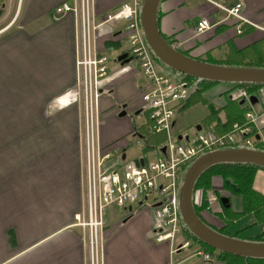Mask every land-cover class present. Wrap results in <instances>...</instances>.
<instances>
[{
    "label": "built area",
    "instance_id": "2783aa9c",
    "mask_svg": "<svg viewBox=\"0 0 264 264\" xmlns=\"http://www.w3.org/2000/svg\"><path fill=\"white\" fill-rule=\"evenodd\" d=\"M207 1L225 15L224 20L236 23L237 35L243 33L244 26L259 29L243 18L240 3L223 5ZM139 6L140 0H124L116 9L114 7L112 13L96 15L95 0H66L48 15L51 22L73 16L75 85L51 102L49 110L76 105L82 113L79 146L84 220L78 226L87 233V241L83 243L87 246L91 264H100L102 250L99 244L107 209L115 207L126 211L132 207L147 206L152 216V240L171 244L175 237L182 236L178 192L189 164L205 153L224 148L244 147L264 151V87L254 92L244 88L228 92V100L239 104L244 113L242 124H233L229 132L218 134L213 125L195 130L191 137L174 132L176 116L194 94L196 80L171 73L155 63L139 27ZM120 23L127 25L126 32L113 26ZM214 25L216 22L212 24L207 19H200L195 24V36L209 31ZM100 40L104 47L108 45L106 51L99 48ZM122 42L126 47L117 52L114 44L121 46ZM122 54L127 56L124 64L117 62V57ZM128 73L133 74L136 81L140 80L137 87L140 114L134 116L139 123L130 132L133 139L139 140L136 147L140 148V152L136 158L127 157L125 149L113 144H102L100 137L98 102L109 94L108 84ZM251 97L256 98L255 104L251 103ZM150 137H158L161 141L152 150L144 152ZM215 178H212V189L205 197L204 212L207 214L222 211L220 200L224 196L219 193L222 181H214ZM213 184L220 185L218 195ZM201 201L202 193L196 191L195 206L199 207ZM189 245L188 241H183L175 247L171 246V254ZM196 255L203 263L214 261L213 255L204 251Z\"/></svg>",
    "mask_w": 264,
    "mask_h": 264
},
{
    "label": "crops",
    "instance_id": "0c3cea01",
    "mask_svg": "<svg viewBox=\"0 0 264 264\" xmlns=\"http://www.w3.org/2000/svg\"><path fill=\"white\" fill-rule=\"evenodd\" d=\"M64 1L66 0H15L13 15L8 25L1 29V104L27 106L35 111L40 105L44 106L45 110L48 104L74 87L76 74L73 16L68 15L57 22H51L48 17L49 12ZM114 1L111 0V5L102 7L95 0V14L108 12L124 0ZM216 3L223 5L240 3L243 18L259 29L244 26L243 33L237 35L236 23L224 20L225 15L207 0H162L158 7V27L161 35L177 50L194 59L218 58L230 46L240 51L264 37V0H221ZM200 19H207L212 24L216 22V25L202 35L195 36V24ZM136 85L133 74L122 75L108 84L109 94L100 98V131L102 125L107 124L105 126L107 143L103 144H111L117 139L130 136L132 128L130 121L125 117L118 118L117 115L124 104L138 103L139 92ZM50 112L53 116L70 112L69 130L65 139H53L50 130L43 133L42 147L45 155L36 162V157L31 159L33 163L29 168L34 170V173L29 169L28 174L32 173L33 176L40 178L43 175L40 163L45 167L47 165L46 169L53 170L58 163L55 154L71 153L68 158L78 168V173L75 170L74 184L72 182L68 189L75 186L71 190L66 189L72 191L76 199H74L76 211L69 215L74 218L77 215L81 217L84 213V198L80 181V126H78L80 108L72 105ZM67 147L70 149H65ZM28 174L27 177L30 176ZM16 175L12 173L8 177L9 183L15 180ZM49 175L51 174H47L48 177ZM256 176L264 179V172L258 171ZM69 177L73 178L72 172L69 173ZM51 190L55 194L59 193L57 188ZM258 192L264 194V191ZM38 193L44 196L39 191ZM1 194V209L4 205L11 210L12 202L19 194L16 190L15 193L12 192L5 184H1ZM35 196L33 200H36ZM64 208L68 209L69 205ZM110 209L105 212L106 229L102 231L103 248L100 264H225L219 261L203 263L195 255L182 251L171 254L172 249L167 242H154L150 234L152 227L150 210L136 207L124 211L123 214H110L108 212ZM70 220L72 221L68 220L66 225L51 231L41 242L36 238L27 240L24 236H17L14 226L19 224L16 220H11L9 223L11 227L8 226L3 233L2 244L3 250L6 249L10 253L1 259L0 239V264H84L86 260L84 243L79 234L75 233L77 229L75 219ZM208 220L212 224L219 222L213 218ZM11 238L12 241L9 242Z\"/></svg>",
    "mask_w": 264,
    "mask_h": 264
},
{
    "label": "rangeland",
    "instance_id": "374dc122",
    "mask_svg": "<svg viewBox=\"0 0 264 264\" xmlns=\"http://www.w3.org/2000/svg\"><path fill=\"white\" fill-rule=\"evenodd\" d=\"M114 1V0H112ZM215 2H220L221 0H212ZM14 2L15 0H0V38H1V29L8 25L13 12H14ZM99 6L107 7L111 5V0H97ZM115 3V1H114ZM121 4L115 6V9L120 6ZM114 8L110 9L108 13H112ZM221 12V11H220ZM99 18V17H98ZM114 27L119 28L126 32V24H114ZM116 31V30H114ZM126 40V39H125ZM125 42V41H124ZM124 42L122 44L124 45ZM99 48L102 50H107L108 45L104 47L103 41L100 40ZM121 45L116 51H121L126 45ZM114 48V47H113ZM105 50V51H106ZM172 73V71H170ZM132 73V72H131ZM130 74V73H128ZM127 75V74H126ZM132 75V74H131ZM135 78V76H134ZM137 79V78H136ZM140 80L136 81V87H138V83ZM224 88L226 86H207V88L202 91V96L207 100V103L204 104L202 102H195L191 103L188 107L182 109L180 113L176 116V126L174 128V132L177 134H183L185 136L191 137L194 135L195 127L199 125L202 128L206 127L205 119L209 115V105L213 106L214 109H218L224 103H226V96L221 95L224 92ZM239 89V88H238ZM228 98V96H227ZM137 103V102H136ZM236 103V102H231ZM99 104V102H98ZM140 105V102H138ZM50 104H48L44 110V106H38L37 110L30 109L27 106H11V105H4L1 104V87H0V239H1V259L7 257L8 252L6 249L3 250V233L8 228L9 223L11 220H16L19 224L18 226L15 225L16 235L17 236H24L27 240L34 238L38 239L41 242L49 233L53 230L58 229L59 227L66 225L70 219H75V225L77 229L75 233L79 234L82 242L87 241V233L82 227H79V224L83 223V216L80 218L79 215L72 216L69 215L72 211H76V204H75V194L71 190L73 187L69 188L70 184L73 182L74 184V173L75 170L78 168L75 167L73 161L70 162L68 155H72L71 153H60L55 154V159L58 163L55 164V168L53 170H48L47 165L40 163V171L42 172V177H35L32 175L34 170H31L29 167L33 163L31 159L36 157V161L43 159L45 152L43 151L44 148V137L43 133L50 130V136L53 139H65L67 135V131L69 130V119L70 112L68 114H59L54 115L51 114L49 110ZM82 106V105H81ZM64 109V108H63ZM58 111V110H56ZM216 114V113H213ZM219 120H223V114L218 113ZM126 120L128 119L130 122L131 127L138 126V119L125 117ZM107 124L102 125V129L100 131V137L102 138L101 142L107 143V136L105 131V126ZM79 134L80 131L83 129L82 124V113L80 112L79 121ZM65 134V135H63ZM61 136V137H58ZM139 140L133 139L132 136H127L121 139H117L114 141L113 144L116 147L122 148L126 150L127 157L136 158L137 154L140 152V148L136 147ZM108 145V144H107ZM105 146V145H104ZM70 149V148H65ZM109 149H112L109 148ZM38 152V153H35ZM150 159V158H149ZM66 161H68L66 163ZM28 167V168H27ZM32 171L31 174H28L30 170ZM72 172L73 178L69 177V173ZM216 172V171H214ZM213 172V173H214ZM258 172V171H257ZM256 172V174H257ZM17 174L16 177L14 176V181H8V177L11 174ZM27 174L30 175L27 177ZM49 175V177L47 176ZM256 177L253 182V188L258 191H264V179ZM47 176V177H46ZM212 177L215 178L214 181L221 180L222 177L212 174ZM1 184H5L11 188V191L15 193V190L19 194L16 196V199L12 202V209H8L7 206L3 205L1 209ZM216 194L218 195V191L222 189L221 195L224 197L230 198L228 201V207L230 208L231 212L237 213L241 212V200L238 197L231 196L229 192L223 190V184L215 185L213 184ZM37 188V189H36ZM57 188L58 192L55 194L54 191L51 189ZM36 189V192L34 190ZM212 189L211 183L209 184L210 191ZM258 189V190H257ZM43 194L44 196L39 195L38 191ZM198 191V190H197ZM63 194V196H62ZM37 195V196H35ZM36 197V200H33V197ZM63 197V198H62ZM6 198H8V193L6 192ZM3 198V199H6ZM75 199V200H74ZM75 204V205H74ZM69 205V208L65 209L64 207ZM136 207H132V209ZM139 209H146L150 210L147 206L138 207ZM110 209V208H109ZM110 214H123L124 210L121 208H111L108 211ZM151 212V210H150ZM220 217H224V211L222 210L219 213ZM217 214H207L206 212H202L201 217L205 223L214 231L219 233L222 229L225 233L229 235H235L239 239L245 240H253L260 234L264 232V223L254 225V221L252 217H245L241 218L234 223L229 224V226L224 229L223 228V221L220 217L215 216ZM209 218L216 219L219 221L217 224L211 223ZM79 219V222L77 221ZM105 220L103 229L105 228ZM11 227V226H10ZM106 229V228H105ZM105 231V230H104ZM12 241V238L9 242ZM184 237L177 236L174 238L173 242L169 244V247L174 246L176 244L183 243ZM190 244L187 248L183 247L181 249L182 252H187V254L195 255V257L199 258L196 254L199 251H202L198 248V245H194L192 241H188ZM99 246H103V240L101 238ZM85 247V254L86 260L84 264H91L88 258V249L86 244ZM179 252V251H178ZM174 256H172L171 262H173ZM101 263V259H100Z\"/></svg>",
    "mask_w": 264,
    "mask_h": 264
},
{
    "label": "water",
    "instance_id": "95a60500",
    "mask_svg": "<svg viewBox=\"0 0 264 264\" xmlns=\"http://www.w3.org/2000/svg\"><path fill=\"white\" fill-rule=\"evenodd\" d=\"M161 0H141L138 12L139 27L151 54L172 73L196 80L193 93L201 81L221 84H254L264 86V68L234 67L209 64L182 54L169 45L157 25L158 7ZM126 54L117 57V62H127ZM168 71V70H167ZM170 72V71H169ZM252 104L256 98L251 97ZM241 105V103H240ZM125 106H122L124 109ZM136 112L135 115H138ZM124 118L125 112L117 115ZM196 131L200 126L195 127ZM180 140V136L178 137ZM142 165V162H140ZM218 165H251L264 169V151L244 147L224 148L205 153L196 158L183 173L178 192V214L183 226L205 246L216 252L246 259H264V242H254L221 235L212 230L194 211V186L200 176ZM221 204L228 208V198ZM129 211L131 208L128 209Z\"/></svg>",
    "mask_w": 264,
    "mask_h": 264
},
{
    "label": "trees",
    "instance_id": "16d2710c",
    "mask_svg": "<svg viewBox=\"0 0 264 264\" xmlns=\"http://www.w3.org/2000/svg\"><path fill=\"white\" fill-rule=\"evenodd\" d=\"M158 20L159 17L157 14V25ZM164 39L169 45H171V42H169L166 38ZM114 46L115 48H118L120 47V44L117 43L114 44ZM227 49L228 50H226L223 55L219 56L218 58L205 57L197 60L215 65L264 68V37L261 40L240 51L234 50L232 46L228 47ZM182 54L186 55L185 53ZM151 56L159 67L164 70L171 71L165 66H163L152 54ZM186 79L195 80L190 77H187ZM215 85L226 86V88H224V92L221 93V95L226 96L227 101L218 109H214L213 106L209 105L210 111L208 117L205 119V124L206 126L213 125L216 133L224 134L231 130L233 124H242L244 114L239 104L231 103L228 100V92L232 89L237 88H244L247 89L249 92H254L255 90L264 86L254 84H221L208 81H201L198 84L197 92L190 96L184 108H186V106L188 107L191 103L195 102H202L206 104L207 100L202 96L201 93L207 88V86ZM217 112L223 114V120H219V115H216ZM159 141L161 140L158 137L148 138L144 152L152 150L159 143ZM257 171L264 172V169L251 165H218L204 172L197 180L194 186V192L198 190L202 193V201L200 206H194L195 213L200 216V213L205 210V197L209 189V184L211 183L213 178L212 174H215L217 176L222 177V180L224 182L222 183L223 190L229 192L231 196L238 197L241 200V212L234 213L231 212L230 209H223L225 214L223 218L219 216L220 214L215 215L220 217V219H222V221L224 222L223 228L226 229L229 224L234 223L235 221H238L241 218L249 216L253 218L254 225L264 223V194L257 192L253 188V182ZM180 223L182 225V236L184 237V240L192 241L194 245H198V248L200 250L213 255L214 261L223 262L225 264H264V259H246L242 257H236L216 252L215 250L205 246L196 238H194V236L190 234L189 231L183 226L181 221ZM219 233L224 236L239 239L235 235H229L228 233H225L223 229ZM247 241L264 242V232L257 236L255 239Z\"/></svg>",
    "mask_w": 264,
    "mask_h": 264
},
{
    "label": "flooded vegetation",
    "instance_id": "af4514ba",
    "mask_svg": "<svg viewBox=\"0 0 264 264\" xmlns=\"http://www.w3.org/2000/svg\"><path fill=\"white\" fill-rule=\"evenodd\" d=\"M123 106H125L124 107V109H122V106H121V109L119 110V113H121V112H125V117H130V118H134V116H136L135 115V113L136 112H139V105H138V103H131V104H124ZM140 114V112L138 113V115ZM197 126H199V125H197ZM229 199L230 198H228V201H229ZM197 207V206H196ZM221 208H222V210L224 209H230L229 207L228 208H225V206H223V205H221ZM132 209V208H131Z\"/></svg>",
    "mask_w": 264,
    "mask_h": 264
}]
</instances>
